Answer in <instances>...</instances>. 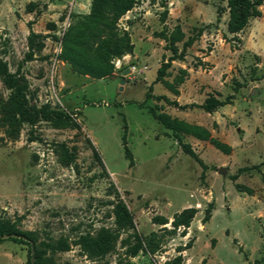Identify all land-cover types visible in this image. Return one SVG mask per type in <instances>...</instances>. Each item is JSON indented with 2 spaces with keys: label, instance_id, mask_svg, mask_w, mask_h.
Instances as JSON below:
<instances>
[{
  "label": "rangeland",
  "instance_id": "obj_1",
  "mask_svg": "<svg viewBox=\"0 0 264 264\" xmlns=\"http://www.w3.org/2000/svg\"><path fill=\"white\" fill-rule=\"evenodd\" d=\"M89 1L0 0V57L26 79L29 105H47L80 126L40 120L24 124L15 138L0 126V217H21L23 229L71 240L101 227L116 229L113 208L119 197L147 249L129 255L132 230L121 231L104 257L92 260L71 244L56 253L57 263L162 264L190 243L180 252L182 264H264V2L261 16L233 34L227 31V0H138L118 21L119 32L131 37L132 53L114 59L112 75L95 79L56 59L72 15L85 13ZM177 24L184 39L203 31L184 58L171 60L166 69L164 80L178 90L173 93L156 80L171 55L157 33ZM30 30L45 35L36 38L44 43L40 51L28 44ZM177 47L181 50L182 41ZM8 94L0 80V99ZM208 95L229 96L230 103L211 113L192 106ZM150 107L204 126L231 152L182 134L203 167ZM124 125L132 164L122 145ZM65 146L73 153L68 165L62 161ZM241 167L247 169L238 172ZM210 203V218L202 222ZM187 207L197 209L189 226L173 229L174 213ZM155 215L169 222L155 223ZM27 254L23 243L0 242V264H24Z\"/></svg>",
  "mask_w": 264,
  "mask_h": 264
},
{
  "label": "trees",
  "instance_id": "obj_2",
  "mask_svg": "<svg viewBox=\"0 0 264 264\" xmlns=\"http://www.w3.org/2000/svg\"><path fill=\"white\" fill-rule=\"evenodd\" d=\"M263 2L264 0H227L229 12L227 31L236 34L248 24L250 18L261 16L262 12L259 6ZM137 3L138 0H91L88 13L72 15V22L64 30L60 38L61 49L56 55V59L67 63L73 72L80 75L95 79L112 75L115 69L114 59H119L125 54L132 53L134 48L129 33L126 30L119 32L118 21ZM218 13H220V10H218ZM165 14L166 9L161 15L162 20ZM50 26L54 27L53 24ZM202 31L203 28L201 27L197 29L196 33L184 39L185 34L177 24L170 31L162 29L157 33L158 36L165 40V48L171 52V55L157 69L156 80L162 81L173 93H177L178 90L172 83L164 80L166 69L170 66L171 60L184 58L186 49L202 34ZM38 37L43 38L45 35L30 30L28 44L34 51H40L44 46L43 40H36ZM181 41L182 48L179 50L177 43ZM32 54V52H29L27 58H31ZM182 73H185V71L182 70ZM0 80L5 88L9 90L7 97L0 99V126L4 129L6 135L15 138L19 135L24 124L34 126L40 120L50 121L54 127H80L68 114L50 109L47 105L40 107L29 105L26 79L18 71L11 72L1 57ZM178 81H182V77ZM172 102L175 105L178 104L177 101ZM227 103H230L229 96L222 100L214 95H208L202 103L193 104L192 106L196 105L211 113ZM182 106L186 107L188 105ZM149 111L160 124L171 131L182 150L195 158L203 167H205L203 161L198 158L188 143L183 142L182 134L206 140L224 154L231 152L229 144L213 137L204 126L188 123L165 111L156 112L151 107ZM121 139L124 153L130 164H132V155L126 142L125 125ZM88 142L94 155L100 158L95 146L89 139ZM62 156V161L65 165H68L73 160V153L66 146L63 147ZM246 169V167H241L238 172ZM236 176L237 174L233 178ZM236 187L238 190H242L240 185L237 184ZM245 190L249 194L252 192L250 188H245ZM210 208L211 203L205 211L202 222L210 218ZM196 211L197 209L194 207H187L174 213L171 221L173 229H177L180 226L187 228ZM113 214L116 229L101 227L95 234L90 232L79 233L71 240L65 235L53 238L47 234L42 236L37 230L23 229L20 225L21 217L14 219L0 217V242L10 240L27 245L28 254L24 264H59L55 259L56 253L70 249L71 244L77 245L87 258L92 260L102 258L115 249L120 232L128 230H132L130 236L133 238V242L128 244V254L133 256L139 250L147 249L143 239L135 229L134 217L131 211L119 197L114 202ZM152 221L158 224H167L169 222L168 218L163 215L153 216ZM182 232L184 235L185 232ZM128 237L124 239V242L126 240L129 243ZM188 247H190V243L179 246L177 248L179 253L172 259L165 260L162 264H182L183 259L180 252ZM63 264L73 263L65 262Z\"/></svg>",
  "mask_w": 264,
  "mask_h": 264
},
{
  "label": "crops",
  "instance_id": "obj_3",
  "mask_svg": "<svg viewBox=\"0 0 264 264\" xmlns=\"http://www.w3.org/2000/svg\"><path fill=\"white\" fill-rule=\"evenodd\" d=\"M90 3H91V0L89 1L88 10H87L85 13H88V12H89V9H90Z\"/></svg>",
  "mask_w": 264,
  "mask_h": 264
},
{
  "label": "water",
  "instance_id": "obj_4",
  "mask_svg": "<svg viewBox=\"0 0 264 264\" xmlns=\"http://www.w3.org/2000/svg\"><path fill=\"white\" fill-rule=\"evenodd\" d=\"M251 94H254V90L251 91Z\"/></svg>",
  "mask_w": 264,
  "mask_h": 264
}]
</instances>
